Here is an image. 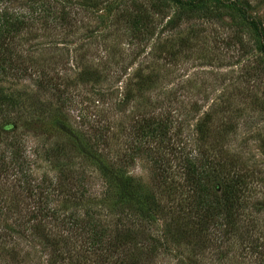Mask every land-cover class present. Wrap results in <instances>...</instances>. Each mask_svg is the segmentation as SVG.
<instances>
[{
  "label": "rangeland",
  "instance_id": "374dc122",
  "mask_svg": "<svg viewBox=\"0 0 264 264\" xmlns=\"http://www.w3.org/2000/svg\"><path fill=\"white\" fill-rule=\"evenodd\" d=\"M235 4L247 9L260 33ZM2 8L25 26L0 48L6 59L0 83L22 98L8 109L12 132L0 135V157L14 143L24 170L51 191L52 209L73 210L71 191L84 192L83 205L95 211L107 213L116 204V190L79 154L70 156V165L80 168L84 182L52 187L70 159L47 156L66 143L58 128L64 122L157 201L146 244L156 250L154 264H264V0H208L196 8L173 0H3ZM148 120L168 123L165 148L141 143ZM137 153L141 158L133 160ZM196 155L227 163L236 182L244 179L226 245L212 230L213 243L195 248L175 226L176 205L187 209L190 195L183 163ZM149 157L165 161L167 183L173 192L180 186L177 192L168 190L171 184L159 186ZM14 178L0 170V264H95L76 230L55 222L17 227L14 221L28 220L36 200Z\"/></svg>",
  "mask_w": 264,
  "mask_h": 264
},
{
  "label": "trees",
  "instance_id": "16d2710c",
  "mask_svg": "<svg viewBox=\"0 0 264 264\" xmlns=\"http://www.w3.org/2000/svg\"><path fill=\"white\" fill-rule=\"evenodd\" d=\"M2 1L0 0V2ZM173 1L182 7L196 8L198 5L204 6L208 0ZM235 8L260 33L258 22L253 19L249 20L247 9L236 4ZM2 9L0 13V48L7 44L6 40L13 38L15 34H19L25 26L18 17H11L4 8ZM142 25L140 20H136L134 23V27L138 31L141 30ZM1 57L0 60L4 65L6 59L2 55ZM20 100L22 98L17 100L0 83V121H3L2 124L0 122V135L3 134L7 137L11 134L12 131L7 128V125L10 124L8 109L10 107L16 108ZM34 119L32 115L28 121L33 122ZM17 120H20L19 113H17ZM167 124L161 120H148L140 129L141 143L145 144L148 140L156 141V145L165 148V144L167 145V142L170 141L168 140L169 128ZM58 128L60 136L66 137V143L53 147L47 156L51 161L59 160L66 155L70 159L68 163L65 162L60 166L57 177L59 182L54 184L52 181V187L65 189L67 180L81 184L84 182V178L82 181L79 176L82 174L80 168L75 169L70 165V160L74 158L70 156L79 154L78 157L81 162H92L109 185L116 190L114 210L107 213H103L102 210L95 211L94 208L83 205L86 197L84 192L71 191L74 208L70 212H64L60 215L61 210L50 207L52 206V200L49 199L51 191H42L41 185L32 180L28 171L24 170V163L19 151L15 149L16 145L10 142L7 147L8 154L0 157V170L3 169L4 173L12 174L13 178L16 177L17 180L15 181L20 183L21 192H26L27 195L30 193L36 200L32 215L28 220L18 219L14 221L17 223V227L22 228L30 225V228L39 229L44 224L55 222L62 224L68 231L76 230L80 236H85L87 239V248L84 254L89 259H93L95 264H154V252L156 250L154 246L149 248L146 244L151 241L147 234V226L153 222V212L158 207L157 201L150 199L142 192V186L134 177L126 175L116 167L106 163L101 156H97V144L85 142L64 122L59 124ZM79 141L84 144H77ZM137 154L133 156V160L137 157L141 158V155ZM149 158L152 159L151 162L154 163V168L156 172L159 171L157 173L160 174L163 181L159 186L172 185V183H167L165 161L163 159L156 160L153 157ZM199 158L198 155L195 157L186 156L183 163L184 172L187 176L185 183L186 186L190 187V195L186 200L187 209L186 207L182 208L179 204L176 205L178 209L176 208L175 214H173L174 223L184 239L187 237L193 239L190 244L195 248H208L210 242L213 243L212 235L210 236L212 230L224 238L223 245H226L225 243L229 242L230 236L235 231L234 220L240 209L239 195L244 190L245 182L241 175L238 176V182H236L234 175L231 177V168L227 163L222 166L217 165L219 161L214 159ZM9 159H11L10 166L4 169L6 161ZM172 188L173 185L168 190L174 193L180 186L177 185L174 192ZM4 209L5 207L0 203V213ZM58 213L59 216H57ZM100 215L101 218H99ZM15 232L19 234L21 230L16 231L15 229ZM192 233H194V237ZM2 239L3 235L0 234V241H3Z\"/></svg>",
  "mask_w": 264,
  "mask_h": 264
}]
</instances>
